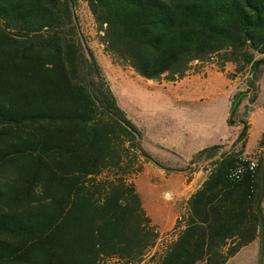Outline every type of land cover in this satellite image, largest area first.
Returning a JSON list of instances; mask_svg holds the SVG:
<instances>
[{
  "label": "trees",
  "instance_id": "1",
  "mask_svg": "<svg viewBox=\"0 0 264 264\" xmlns=\"http://www.w3.org/2000/svg\"><path fill=\"white\" fill-rule=\"evenodd\" d=\"M86 1L105 50L144 78L175 80L215 60L221 70L233 63V76L250 67L257 81L264 0ZM78 2L0 0V264H226L261 237L264 155L252 170L242 149L198 151L193 163L207 155L213 169L177 234L153 252L160 233L129 180L143 169L138 154L153 159L87 40Z\"/></svg>",
  "mask_w": 264,
  "mask_h": 264
},
{
  "label": "rangeland",
  "instance_id": "2",
  "mask_svg": "<svg viewBox=\"0 0 264 264\" xmlns=\"http://www.w3.org/2000/svg\"><path fill=\"white\" fill-rule=\"evenodd\" d=\"M77 14L119 104L141 129L142 147L153 159L138 154V163L143 169L129 180L137 184L147 212L156 219L173 200L165 197L167 189L162 175L174 176L182 166L189 171L193 164L190 159L196 152L230 141L236 133L234 126L243 124V120L248 122V118L251 120L250 144L258 142L264 132V60L255 64V84V73L250 67L239 74L237 83L247 86L249 92L237 94L235 98L236 89L230 77L223 73L196 75L177 84L171 83L166 76L151 80L140 76L129 65L118 63L105 50L102 32L86 0H79ZM231 66L228 64L229 72L235 73L236 68L231 70ZM235 108V123H232L229 114ZM262 155L264 150L257 153L258 157ZM262 202L264 207V198ZM152 223L162 238L153 252L163 251L176 232L167 231L161 235L153 220ZM252 249L251 245L244 247L229 264H259L260 244H256L254 251Z\"/></svg>",
  "mask_w": 264,
  "mask_h": 264
},
{
  "label": "crops",
  "instance_id": "3",
  "mask_svg": "<svg viewBox=\"0 0 264 264\" xmlns=\"http://www.w3.org/2000/svg\"><path fill=\"white\" fill-rule=\"evenodd\" d=\"M228 64H232V66H234V67L231 66L232 68L231 70H233V68H236V66L233 63H227L225 66V70H221L216 61H213V62L195 61L192 64L191 68L187 71L185 76H183L182 78L171 80L170 82L173 84H177L183 81L184 79L192 78L193 76H196V75H201V76L207 75L210 72L223 73L224 75H227L228 77H230L231 85L235 87L236 89V93L234 95V98H235V96L239 92L246 91L247 86L245 85L240 86L237 83L239 74H236L233 76L232 73L234 71L229 72L230 69L228 68ZM229 117H230V114H229ZM241 124H238L236 126L233 125L236 129V133L234 134V137L230 141L224 144H218V145H223V146L218 151L216 157H219L220 154L222 153H228L231 150L237 151L241 149L243 150L244 153L248 155L257 156L258 152L264 150V144L261 146V140L264 135V132L261 134V137L257 143L250 144V141H251V132H250L251 120L250 118H248V124H249L248 135L246 136V138L238 141V138L241 136L239 135V133L241 129L243 128V124L242 125ZM243 143L245 144V146H242ZM208 147H211V146H208ZM206 157L207 155H203L202 158L194 162L192 166L190 167L189 171L184 170L182 166L178 170V173H175L174 176L166 175V174L162 175L163 177L162 181L165 182L164 187L167 189L165 192V197L168 198V196L172 195L169 198H172L173 200L169 204L168 209L163 211L162 214L159 215V219H156L153 216V214L149 211V215L151 216L153 222L158 226L157 228L161 231V235H163L167 231H175L176 232L175 235H176L178 232L176 231V228H177L179 219L183 218V216L188 215L189 200L191 196L203 186L204 182L208 179L213 169V165L211 164L212 158H206ZM192 159L193 158H191L190 160ZM142 198L144 200L143 195H142ZM262 207H263V202H262ZM183 223H185V219L183 220ZM256 244L257 245L260 244V251H261V237L249 244L253 247L252 249L253 251L256 248ZM237 255L231 258L226 264L231 263Z\"/></svg>",
  "mask_w": 264,
  "mask_h": 264
},
{
  "label": "water",
  "instance_id": "4",
  "mask_svg": "<svg viewBox=\"0 0 264 264\" xmlns=\"http://www.w3.org/2000/svg\"><path fill=\"white\" fill-rule=\"evenodd\" d=\"M263 198H264V168L262 171V187H261V191H260V194L257 200V210H258L260 222H261V251H260V263L259 264H264V215L262 211Z\"/></svg>",
  "mask_w": 264,
  "mask_h": 264
},
{
  "label": "built area",
  "instance_id": "5",
  "mask_svg": "<svg viewBox=\"0 0 264 264\" xmlns=\"http://www.w3.org/2000/svg\"><path fill=\"white\" fill-rule=\"evenodd\" d=\"M241 160H243L244 162L247 163L248 167L252 170H255L258 164V159L256 156L253 155H248L246 153L241 154L240 156ZM244 165H240L237 167H234L230 170V174L229 177L232 179H236L239 178L241 176V174L244 171ZM170 197V196H168Z\"/></svg>",
  "mask_w": 264,
  "mask_h": 264
}]
</instances>
